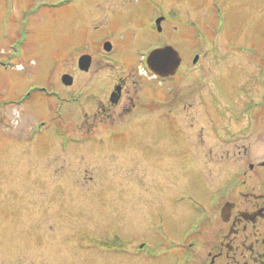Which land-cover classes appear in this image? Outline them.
<instances>
[{
    "label": "rangeland",
    "instance_id": "1",
    "mask_svg": "<svg viewBox=\"0 0 264 264\" xmlns=\"http://www.w3.org/2000/svg\"><path fill=\"white\" fill-rule=\"evenodd\" d=\"M129 1L0 0V58L9 61L0 70L8 88L2 97L9 99L7 104L0 100V264L118 263L115 255L98 250L107 247L102 236L105 231L122 232L128 238L147 235L153 221L149 211L151 175L172 184L186 182L174 147L165 154L163 148L145 154L133 144L123 149L125 164H111L110 148L63 141L104 133L103 127L91 125L92 116L72 102L59 79L72 64L71 30L85 25L91 32L104 12L109 13L107 8ZM133 1L134 7H149L141 2L146 0ZM209 1L156 3L178 13L174 23L181 31L172 37L177 49L205 53V58H226L224 65L235 86L243 80L245 70L243 62L233 63V58H251L257 63L256 58H264V0H216L225 19L222 13L213 27L223 29L211 34L208 24L215 15L199 7ZM120 12V17L126 16L124 10ZM196 27L205 36H199ZM150 38L138 36L134 45H146ZM244 46L248 49L242 50ZM254 65L252 77L257 75ZM33 85L37 89L25 104L14 101ZM42 85L56 94L48 96L40 89ZM222 100L228 105L244 101L234 94ZM82 119L88 122L84 124ZM131 134L142 145L164 135L153 119L141 121ZM164 161L168 163L166 172ZM183 211L190 215L185 208ZM88 245L97 249H87Z\"/></svg>",
    "mask_w": 264,
    "mask_h": 264
},
{
    "label": "flooded vegetation",
    "instance_id": "2",
    "mask_svg": "<svg viewBox=\"0 0 264 264\" xmlns=\"http://www.w3.org/2000/svg\"><path fill=\"white\" fill-rule=\"evenodd\" d=\"M155 2L144 10L132 6L130 0L121 7L107 8L109 13L104 12L91 32L85 25L71 30L72 64L65 71L71 83L63 84L65 72L59 78L72 102L92 116L91 125L104 128L101 135L89 133L64 143L110 148L111 164H125L123 149L133 144L145 154L160 148L165 154L174 147L185 169L186 182L181 184L151 175L149 211L153 221L147 235L128 238L122 232L105 231L103 236L109 241L102 253L115 255L120 261L115 264H264V58H256L258 63L233 58V63L243 62L245 70L243 80L235 86L224 65L226 58H205V53L198 52L195 58V54L179 50L176 71L163 77L154 75L143 63L145 55L134 45L135 40L152 36L148 41L154 45L176 47L172 37L181 31L174 23L178 13ZM201 9L222 13L219 5ZM120 10L126 16L120 17ZM7 63L0 58V70ZM252 64H256L254 77ZM3 78L0 76V100L7 104L2 97L8 89ZM230 94L242 96L244 101L228 105L222 99ZM19 102L25 104L26 99ZM149 119L157 122L164 135L142 145L131 133ZM167 167L168 163L162 169L166 172ZM156 188L161 189L160 194ZM180 217L188 220L180 222Z\"/></svg>",
    "mask_w": 264,
    "mask_h": 264
},
{
    "label": "water",
    "instance_id": "3",
    "mask_svg": "<svg viewBox=\"0 0 264 264\" xmlns=\"http://www.w3.org/2000/svg\"><path fill=\"white\" fill-rule=\"evenodd\" d=\"M159 56H163V58H158ZM179 62V53L172 46L156 48L152 50L149 53L148 58H146V64L148 67L161 75L174 71ZM62 79L65 84L70 83V76L68 74H64Z\"/></svg>",
    "mask_w": 264,
    "mask_h": 264
}]
</instances>
